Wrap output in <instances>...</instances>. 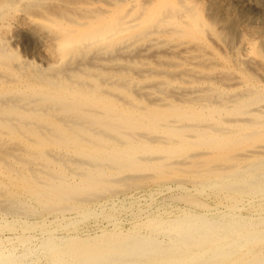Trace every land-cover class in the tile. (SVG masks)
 Returning <instances> with one entry per match:
<instances>
[{
  "label": "bare ground",
  "instance_id": "1",
  "mask_svg": "<svg viewBox=\"0 0 264 264\" xmlns=\"http://www.w3.org/2000/svg\"><path fill=\"white\" fill-rule=\"evenodd\" d=\"M171 184L127 230L53 233ZM2 216L43 264H264V0H0ZM17 242L0 264H33Z\"/></svg>",
  "mask_w": 264,
  "mask_h": 264
},
{
  "label": "rangeland",
  "instance_id": "2",
  "mask_svg": "<svg viewBox=\"0 0 264 264\" xmlns=\"http://www.w3.org/2000/svg\"><path fill=\"white\" fill-rule=\"evenodd\" d=\"M172 186H170V187H168V189H169V191H168V189H166V188H164V189H160V188H158V187H156L155 185H152V186H148L150 189H148V187H146V189L145 188H143V189H138V190H132V191H130V192H128L127 194H125L124 196L123 195H121L120 197H118V198H116V201L115 200H112V202H113V204L115 205V206H117L118 207V205H119V209L117 210V212H116V219L114 220V222L112 221V224H111V221H109V220H107V219H105V218H103V217H101V216H99V217H92V218H90V219H88V220H86V221H84V222H81L79 225H78V227H76V229H74V230H69V229H62V228H52L53 229V233L55 234V235H57V236H64V235H68V234H75V235H78V236H84V235H89V234H91V235H98V234H100L103 230H109V229H113L114 227H115V225L114 224H118L119 225V227L120 228H122V229H124V230H127V229H129L131 226H132V222H134L135 220H136V214H134V211H135V213H138V211L141 209V210H145V212L146 213H148V214H154V213H157V210H158V212H160L161 210H163L164 209V207L165 206H163V205H165L166 203H168L170 200H169V197L171 196V195H173V194H176L177 193V191H179V189H177V188H174V187H176V185L175 184H171ZM154 186V187H153ZM173 187V188H172ZM172 188V189H171ZM152 189V190H151ZM141 191V192H140ZM152 191V192H151ZM159 191V192H158ZM160 191H161V193H160ZM151 192V193H150ZM169 192V193H168ZM130 193V194H129ZM154 193V194H153ZM132 194V195H131ZM136 194V195H135ZM138 194V195H137ZM146 194V195H145ZM156 194V195H155ZM129 195V196H128ZM158 195V196H157ZM210 195V194H209ZM207 196L206 198H205V200H206V202L208 203V206H209V209H208V212L209 211H211V212H209L210 213V215H215V213L217 214V212H216V210H217V208H218V212H221V211H225L226 210V206H224V205H226V203H224V202H226L225 200H217L216 199V197L215 196H212V195H210V196ZM134 196V197H133ZM153 196V197H152ZM167 197V198H165V197ZM127 197V198H126ZM137 197H138V199H137ZM141 197V198H140ZM145 197V199H143V198ZM155 197V198H154ZM122 198V199H121ZM133 198V199H132ZM139 198H140V200H139ZM148 198V199H147ZM165 198V199H164ZM125 199V200H124ZM136 199V200H135ZM143 199V200H142ZM157 199H158V201H157ZM161 199V200H160ZM120 200V201H119ZM130 200L132 201H134L133 202V206H130L131 205V203H130ZM122 201V202H121ZM127 201H129V202H127ZM150 201V202H149ZM152 201V202H151ZM168 201V202H167ZM211 201V202H210ZM112 202H110V204L109 205H106L108 208H110V207H112L111 206V203ZM141 202V205H139V203ZM155 204H154V203ZM214 202V203H213ZM144 203V204H143ZM148 204V206H147V204ZM151 203V204H150ZM216 203H217V205H216ZM218 203H220V205L218 204ZM250 203H251V201L250 200H247V201H245L241 206H240V210L238 211L239 212V214H241L242 216H253V215H257V213L259 214V211L257 210V213H255V211L254 210H251V209H249L248 208V206L250 205ZM112 204V205H113ZM125 204V205H124ZM136 204V205H135ZM146 204V205H145ZM177 204V205H176ZM113 205V206H114ZM122 205V206H121ZM129 205V206H128ZM212 205V206H211ZM216 205V206H215ZM127 206V207H126ZM138 208H137V207ZM159 206H161V207H159ZM178 208H177V207ZM221 206V207H220ZM122 207V208H121ZM124 207H126V209L124 208ZM148 207V208H147ZM151 207V208H150ZM176 207V208H175ZM181 207H184V205H183V203H180V202H177V203H173V205H171V208H172V211H173V213L175 214L178 210H179V208H181ZM226 207V208H225ZM243 207H245L244 209L245 210H243ZM136 208V209H135ZM175 208V209H174ZM132 209V210H131ZM137 209H138V211H137ZM178 209V210H177ZM223 209V210H222ZM212 211H214L213 213H212ZM247 211V212H246ZM251 211H254V213L253 212H251ZM130 212V213H129ZM248 213V214H247ZM71 214H69L68 216H67V218H70L69 216H70ZM123 215H125V216H123ZM72 216L73 215H71V218H72ZM52 216H46L45 217V219L47 220V222H48V220H49V222H48V224L51 226V227H53L54 226V224H55V220H54V218H51ZM122 217V218H121ZM13 217H11V216H7V219H6V217H3L2 216V218L0 217V223L1 222H12V221H15L14 219H17V218H13ZM121 218V219H120ZM135 218V219H134ZM143 218V217H142ZM44 219V218H43ZM97 219V220H96ZM102 221H101V220ZM5 220V221H4ZM23 220V222L24 223H30V224H35V223H37V222H40V221H42L39 217H37V216H29V217H25V219L23 218L22 219ZM27 220V221H26ZM100 220V221H99ZM128 220H130V221H128ZM132 220V221H131ZM31 221V222H30ZM53 223H52V222ZM110 223H108V222ZM116 221V222H115ZM120 223H118V222ZM128 221V222H127ZM51 222V223H50ZM103 222V223H102ZM105 222V223H104ZM122 222V223H121ZM83 223V224H82ZM88 223H90V224H88ZM92 223H94V224H92ZM100 223V224H99ZM108 223V224H107ZM124 223V224H123ZM88 224V225H87ZM98 224V225H97ZM23 225L24 224H20V225H16L15 227H16V230L15 231H9V230H5V231H3V232H0V241H2L3 243H2V247H3V249H8L9 248V243H8V241L9 240H14V241H16V244H15V252L16 253H18V254H22L23 252H24V249H25V251H26V247L25 246H23L22 244L20 245L18 242H17V237L18 236H29L30 237V242H28L27 243V249L29 250V253H30V257H31V259H32V263L33 264H43V262L45 261V256H44V253L41 251V247H40V244H41V241H42V237H43V234L41 233V232H39V230L38 229H36V230H25L24 228H23ZM87 225V226H86ZM97 225V226H96ZM105 225H106V227H105ZM123 226V227H122ZM21 227V228H20ZM87 227H88V229H87ZM96 227V228H95ZM102 229H101V228ZM128 227V228H127ZM23 228V229H22ZM84 228V229H83ZM105 228V229H104ZM108 228V229H107ZM20 229V230H19ZM79 229H81V230H79ZM87 229V230H86ZM94 229H95V231H94ZM97 229H99V230H97ZM25 230V231H24ZM97 230V231H96ZM100 230H102V231H100ZM21 231V232H20ZM32 231V232H31ZM60 231V232H59ZM79 231V232H78ZM93 231V232H92ZM28 232V233H27ZM91 232V233H90ZM3 233V234H2ZM9 233V234H8ZM40 233V234H39ZM61 233V234H60ZM97 233V234H96ZM2 234V235H1ZM4 239V240H3ZM40 240V241H39ZM36 241V242H35ZM40 242V243H39ZM38 243V244H37ZM18 244V245H17ZM21 250V251H20ZM41 251V252H40ZM35 256V257H34ZM36 260V261H35ZM43 261V262H42Z\"/></svg>",
  "mask_w": 264,
  "mask_h": 264
}]
</instances>
